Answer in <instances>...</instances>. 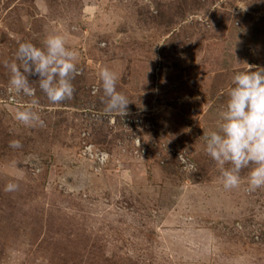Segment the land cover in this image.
<instances>
[{
  "label": "rangeland",
  "instance_id": "rangeland-1",
  "mask_svg": "<svg viewBox=\"0 0 264 264\" xmlns=\"http://www.w3.org/2000/svg\"><path fill=\"white\" fill-rule=\"evenodd\" d=\"M49 35L81 74L59 104L33 84L44 126L28 127L4 62ZM246 64L264 68V0H0V264H264V188L243 169L225 190L200 138ZM103 68L124 117L93 95Z\"/></svg>",
  "mask_w": 264,
  "mask_h": 264
},
{
  "label": "clouds",
  "instance_id": "clouds-1",
  "mask_svg": "<svg viewBox=\"0 0 264 264\" xmlns=\"http://www.w3.org/2000/svg\"><path fill=\"white\" fill-rule=\"evenodd\" d=\"M78 53L66 47L60 35H49L42 47L31 42H18L14 60L4 62L10 73V99L17 96L31 98L28 106L17 109L15 119L21 124L34 127L44 126L39 111V90L52 104L71 99L75 92L72 81L80 75L76 60ZM247 65V64H246ZM246 71L233 74L227 91V101L219 112L215 130H207L200 137L204 151L220 170V181L225 190L241 185V171L249 169L248 190L264 188V68L247 65ZM255 69V70H253ZM30 77H36L31 80ZM100 88H93V95L103 93L105 113L127 114L128 98L117 91V77L108 68L99 72ZM10 147H22L19 140L10 142ZM139 147V144H138ZM177 159L185 165V170L195 171V163L190 162L185 149ZM98 162L103 165L109 159L108 153H98ZM18 185L9 183L5 191H14Z\"/></svg>",
  "mask_w": 264,
  "mask_h": 264
},
{
  "label": "built area",
  "instance_id": "built-area-1",
  "mask_svg": "<svg viewBox=\"0 0 264 264\" xmlns=\"http://www.w3.org/2000/svg\"><path fill=\"white\" fill-rule=\"evenodd\" d=\"M99 153H104V152H99ZM84 154H85L86 156H88V157L91 159V161H93L96 165H97V164H100V163L98 162V160L96 159V156L98 155V153H94L93 150H92V147H85V152H84ZM100 165H101V164H100Z\"/></svg>",
  "mask_w": 264,
  "mask_h": 264
}]
</instances>
